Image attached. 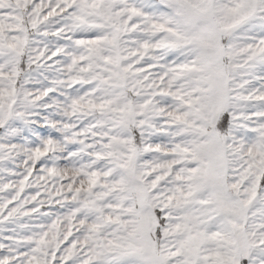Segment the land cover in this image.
<instances>
[{"label":"snow or ice","instance_id":"snow-or-ice-1","mask_svg":"<svg viewBox=\"0 0 264 264\" xmlns=\"http://www.w3.org/2000/svg\"><path fill=\"white\" fill-rule=\"evenodd\" d=\"M0 264H264V0H0Z\"/></svg>","mask_w":264,"mask_h":264}]
</instances>
